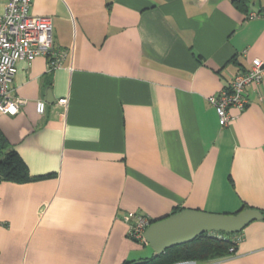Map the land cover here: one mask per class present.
<instances>
[{
	"label": "crops",
	"instance_id": "1",
	"mask_svg": "<svg viewBox=\"0 0 264 264\" xmlns=\"http://www.w3.org/2000/svg\"><path fill=\"white\" fill-rule=\"evenodd\" d=\"M6 0H0V11ZM264 0H31L52 54L16 61L18 112L0 130L32 179L0 181V264H122L155 254L127 212L264 210V74L219 123L207 97L254 57ZM65 96L66 103L58 102ZM43 100V112L36 102ZM234 251L174 264H264V216Z\"/></svg>",
	"mask_w": 264,
	"mask_h": 264
},
{
	"label": "built area",
	"instance_id": "2",
	"mask_svg": "<svg viewBox=\"0 0 264 264\" xmlns=\"http://www.w3.org/2000/svg\"><path fill=\"white\" fill-rule=\"evenodd\" d=\"M31 0H6L0 11V111L14 114L19 111L24 99L14 96L13 78L16 71V61L24 58L31 60L39 54L50 56V68L59 65V56L52 54V20L50 16L31 13ZM264 14V8L248 13L249 18ZM264 74V62L254 57L246 70L237 72L231 81L219 92L207 97L214 106L221 125L228 124L233 115L229 112L231 106L239 109L248 103L246 87L259 85ZM65 96L58 99L59 103H66ZM43 100L36 102V110L43 112ZM128 223V235L140 242H145L143 231L151 222V218L142 213L129 211L123 218ZM233 250L232 247H230Z\"/></svg>",
	"mask_w": 264,
	"mask_h": 264
},
{
	"label": "water",
	"instance_id": "3",
	"mask_svg": "<svg viewBox=\"0 0 264 264\" xmlns=\"http://www.w3.org/2000/svg\"><path fill=\"white\" fill-rule=\"evenodd\" d=\"M263 216L259 208L245 207L232 213L210 212L183 207L168 215L154 219L144 229L143 236L155 254L166 248L193 240L207 231L235 233L252 220Z\"/></svg>",
	"mask_w": 264,
	"mask_h": 264
},
{
	"label": "trees",
	"instance_id": "4",
	"mask_svg": "<svg viewBox=\"0 0 264 264\" xmlns=\"http://www.w3.org/2000/svg\"><path fill=\"white\" fill-rule=\"evenodd\" d=\"M243 2L244 0H234V3L238 6ZM32 178L33 176L29 174L26 163L14 147L7 142L0 130V181L25 182ZM179 209L181 208H175L172 212ZM260 211L264 216V210L260 209ZM153 220L151 218V221ZM239 232H203L193 240L172 245L161 253L153 254L136 261L126 260L122 264H174L185 260L208 261L224 257L234 251L235 242L230 235ZM132 239L138 241L134 238Z\"/></svg>",
	"mask_w": 264,
	"mask_h": 264
},
{
	"label": "rangeland",
	"instance_id": "5",
	"mask_svg": "<svg viewBox=\"0 0 264 264\" xmlns=\"http://www.w3.org/2000/svg\"><path fill=\"white\" fill-rule=\"evenodd\" d=\"M212 232H216V231H212Z\"/></svg>",
	"mask_w": 264,
	"mask_h": 264
}]
</instances>
